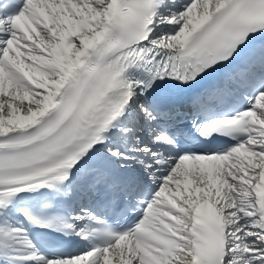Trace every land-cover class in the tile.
Listing matches in <instances>:
<instances>
[{
  "label": "snow or ice",
  "instance_id": "snow-or-ice-1",
  "mask_svg": "<svg viewBox=\"0 0 264 264\" xmlns=\"http://www.w3.org/2000/svg\"><path fill=\"white\" fill-rule=\"evenodd\" d=\"M0 264H264V0H0Z\"/></svg>",
  "mask_w": 264,
  "mask_h": 264
}]
</instances>
